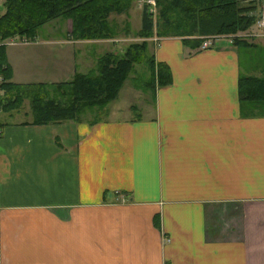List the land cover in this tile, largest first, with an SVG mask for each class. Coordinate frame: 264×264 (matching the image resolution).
Masks as SVG:
<instances>
[{
    "label": "crops",
    "instance_id": "obj_1",
    "mask_svg": "<svg viewBox=\"0 0 264 264\" xmlns=\"http://www.w3.org/2000/svg\"><path fill=\"white\" fill-rule=\"evenodd\" d=\"M57 28L7 44L14 81L70 80L114 50ZM249 40L161 37L171 82L94 122L0 108V264H264V103L239 93L264 77V38Z\"/></svg>",
    "mask_w": 264,
    "mask_h": 264
},
{
    "label": "trees",
    "instance_id": "obj_2",
    "mask_svg": "<svg viewBox=\"0 0 264 264\" xmlns=\"http://www.w3.org/2000/svg\"><path fill=\"white\" fill-rule=\"evenodd\" d=\"M134 1L3 0L0 3V41L15 36L27 40L35 38L41 27L54 18L71 20V39L115 38L119 31L110 15L129 12ZM259 8L252 2L242 4L239 0H155V4L145 0L142 26L137 31L142 40L130 42L122 53L103 52L89 71H76L72 79L61 82L14 81L7 44L1 43L0 108H19L29 98L34 123L81 120L87 111H104L118 96L137 64H145L148 73L134 76L135 85L154 93L157 85L171 82L172 73L167 63L158 61L149 52L148 37L155 34L180 36L185 45L196 49L201 48L207 36L229 34L235 44L249 46L253 44L249 40L253 37L237 33L258 20ZM239 93L244 103H264V77L241 75ZM96 120L98 116L93 122Z\"/></svg>",
    "mask_w": 264,
    "mask_h": 264
},
{
    "label": "rangeland",
    "instance_id": "obj_3",
    "mask_svg": "<svg viewBox=\"0 0 264 264\" xmlns=\"http://www.w3.org/2000/svg\"><path fill=\"white\" fill-rule=\"evenodd\" d=\"M3 0H0V3ZM144 1L145 0H136L134 1L132 7L130 8L129 12L126 13H115L113 12L110 15V20L111 22L117 24V28L119 33L117 34V36L115 38H104L101 39V42H98L100 44H98L97 48L95 49V52H99V51H104L106 48H112L114 49V51L118 52V53H122L126 46L132 42V41H140L143 39V37H140V35L138 34V30L141 28L142 26V11H143V7H144ZM242 4H249L250 2L254 3L257 5V8L260 7L261 3L264 0H239ZM260 10V8H259ZM55 27H59L57 29H66V27H70L72 28V22L70 19H64V18H54L51 19L49 21H47L43 27H41V29L39 30V34L40 37H45V36H50V35H54L55 33H53V31H55ZM250 31H255L257 33H264V29H262L261 27L258 26V21L256 20L250 28L246 29V30H241L238 31V36H245L244 34L249 33ZM62 32V31H61ZM38 34V35H39ZM70 34V33H69ZM38 35L35 38L29 39V40H25V39H21V37L16 36V37H9V38H2L1 39V43H8V45L14 43L15 41H24V42H30L31 40H36L38 39ZM173 36V35H171ZM163 37V36H158L157 34L148 37V50L150 53H152L155 50V45L156 43L159 42V39ZM232 37V35H231ZM253 38H264V34L261 35H253L251 36ZM86 40H90V39H86ZM118 44V46L116 44ZM91 46V45H90ZM90 46L87 48V51H89L91 48ZM100 46V47H99ZM14 46H12L13 48ZM153 54V53H152ZM89 57V56H88ZM83 58V56H81L80 58L84 59V61H80V68L82 71H89L90 68L87 67L88 65H86V63L89 61V63L95 59H89V58ZM81 59V60H82ZM97 59V58H96ZM96 59L93 60V62H91V64H94L92 67L95 66L96 64ZM87 61V62H86ZM148 73L147 72V67L145 66V64H137L136 68L134 71H132L131 75L129 78H127V80L125 81L123 87L120 90V93L118 95V97L111 101L107 107L110 110H114L115 107H120V108H125L128 104L133 103V104H137L141 107H143V105L145 104L143 102V98H144V93H142V90H136L137 87L135 85V80H134V76L140 75L142 73ZM2 77L1 80L2 81ZM133 84V85H132ZM138 88V87H137ZM1 91V89H0ZM4 92V90H2ZM51 94H55L54 89L51 88L50 89ZM28 101L30 102V99L28 98ZM97 109V108H96ZM106 109V108H105ZM104 109V111H105ZM102 110H94V111H87L85 114H83V118L86 119H91V118H96L97 116L99 117L100 115H102V113L104 112ZM108 114H106L105 116H107ZM101 117V116H100Z\"/></svg>",
    "mask_w": 264,
    "mask_h": 264
},
{
    "label": "built area",
    "instance_id": "obj_4",
    "mask_svg": "<svg viewBox=\"0 0 264 264\" xmlns=\"http://www.w3.org/2000/svg\"><path fill=\"white\" fill-rule=\"evenodd\" d=\"M149 1L152 2L153 4H155V0H149ZM257 21H258V26L261 27L262 29H264V2L261 5L260 16H259ZM261 34H264V33H257L255 31H250L247 34H244L245 35L244 37H250L253 35H261ZM215 37H217V36H207V38L202 43L201 48H205V47L210 46ZM25 40H27V39H25ZM8 43L9 42H7V44ZM0 44H1V41H0ZM0 80H1V76H0Z\"/></svg>",
    "mask_w": 264,
    "mask_h": 264
}]
</instances>
